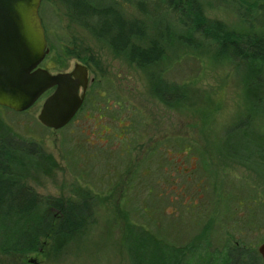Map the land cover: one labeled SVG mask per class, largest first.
<instances>
[{
    "label": "rangeland",
    "instance_id": "obj_1",
    "mask_svg": "<svg viewBox=\"0 0 264 264\" xmlns=\"http://www.w3.org/2000/svg\"><path fill=\"white\" fill-rule=\"evenodd\" d=\"M91 1L144 20L149 39L171 27L169 15H160L159 24L143 16L136 0ZM196 2L207 23L222 24L229 34L255 35L264 44V0ZM146 9L161 12L159 4L147 2ZM39 16L48 47L41 68L65 72L80 62L87 66L89 84L84 107L60 130L37 119L46 95L22 113L0 107V140L10 133L33 141L54 162L16 155L10 180L24 181L44 198L86 199L91 214L62 250H48L47 240L45 251L25 257L27 264H230L233 246L242 247L243 263L264 264L257 251L264 242V162L256 161L264 151L259 154L242 134L264 137V88L251 89L246 64L218 55L201 37L198 48L174 43L158 65L140 68L72 21L61 0H42ZM259 69L261 87L264 53ZM158 80L168 90L172 83L180 86L185 99L163 102L154 93ZM118 119L130 127L125 133L130 143ZM106 123L113 128L110 138L103 135ZM146 153L153 156L144 161ZM167 159L172 167L183 166L173 171L172 189ZM116 178L123 191L107 194ZM183 248L189 260L182 263ZM16 257L0 256V264H20Z\"/></svg>",
    "mask_w": 264,
    "mask_h": 264
},
{
    "label": "trees",
    "instance_id": "obj_2",
    "mask_svg": "<svg viewBox=\"0 0 264 264\" xmlns=\"http://www.w3.org/2000/svg\"><path fill=\"white\" fill-rule=\"evenodd\" d=\"M61 1L72 21L87 29L96 40L105 42L114 53L126 56L129 63L137 67L158 65L164 60L166 47L174 43L198 48L199 38L204 37L217 47L218 55L235 59L238 66L241 63L246 64V79L251 89L264 88V84L260 87L262 80L258 77L261 72L259 62L264 53L263 40L255 35L250 37L229 34L224 31L222 24L207 23L196 0H136L137 8L150 21L159 24L162 14L166 17L169 15L172 20L171 27L166 25L165 30L153 35L152 39L148 38V27L144 20L126 18L114 4L97 5L91 0ZM147 2L154 3L155 6L159 4L161 12L152 14L146 9ZM145 41H148L147 45H143ZM161 82L162 80L157 81L154 93L163 102L178 103L185 99L186 94L180 86L172 83L168 90L161 88ZM246 131L242 132L244 138L262 154L264 137ZM27 146L30 147L29 151ZM16 155H38L50 163L53 160L33 141L28 142L10 133L0 140V256L9 258L16 255L20 264H27L25 257L30 253L45 251L47 240L48 250L49 247L56 251L62 250L73 234L84 229L85 221L91 213L86 199L74 203L57 198H44L24 184V181L16 183L14 177L10 180L12 176L8 170L10 166H16ZM242 159L243 163L248 162ZM256 161L263 163L264 157L259 155ZM11 222L15 223L12 228L7 225ZM151 237V242H158L153 235ZM189 249L194 250L189 246L185 252ZM183 250L184 248L179 249L180 257ZM228 251L230 264H257L255 260H245L244 263L241 261L242 247L233 246ZM182 260L187 262L189 259L182 256Z\"/></svg>",
    "mask_w": 264,
    "mask_h": 264
},
{
    "label": "water",
    "instance_id": "obj_3",
    "mask_svg": "<svg viewBox=\"0 0 264 264\" xmlns=\"http://www.w3.org/2000/svg\"><path fill=\"white\" fill-rule=\"evenodd\" d=\"M40 2L0 0V106L23 112L53 89L44 99L37 119L44 127L58 130L81 106L87 73L78 63L70 72L58 73L39 66L48 52L38 13ZM257 251L264 261V242Z\"/></svg>",
    "mask_w": 264,
    "mask_h": 264
},
{
    "label": "flooded vegetation",
    "instance_id": "obj_4",
    "mask_svg": "<svg viewBox=\"0 0 264 264\" xmlns=\"http://www.w3.org/2000/svg\"><path fill=\"white\" fill-rule=\"evenodd\" d=\"M80 64V65H82V66H84L83 64H81L80 62H76V63H74V65L75 64ZM86 65V64H85ZM73 68V67H72ZM86 68V73H87V86H86V90L88 89L87 87H88V84H89V78H88V70H87V66L85 67ZM72 70V69H71ZM71 70H69V71H65V72H70ZM86 90H85V92H86ZM51 91L52 90H50L49 92H47L45 95L47 96L48 94H50L51 93ZM80 92V91H79ZM86 95V94H85ZM45 96V97H46ZM84 103H85V96H84V98H83V101H82V104H81V106L79 107V109H78V111L76 112V114H75V116L73 117V119L78 115V113L81 111V109L84 107ZM108 108V107H107ZM107 110H109V108L107 109ZM105 115V114H104ZM104 116L103 115H101V116H99V118L98 119H102ZM73 119L69 122V123H71L72 121H73ZM112 120H114L113 118H112ZM99 122V121H98ZM98 122H96V123H98ZM117 122H119L120 123V126L122 125V128H121V131H122V135H124V139L123 140H127L128 141V139L126 138V136H125V133H127V131L130 129V127H128L127 125V127L124 125V123L122 122V120H120V119H118L117 120ZM68 123V124H69ZM106 125V128H104L105 130L103 131V135L104 134H107V136H108V138H110L109 136H110V132L112 131V126H110V125H108L107 123L105 124ZM131 130V129H130ZM133 130V129H132ZM122 135H120L119 137H117L116 139L118 140V141H120V140H122ZM104 137H102L101 139H103ZM105 139V138H104ZM128 143H130L129 141H128ZM109 144H111V142H109ZM118 145H119V148L122 146V144H120V142L118 143ZM168 146H171V144H169L168 142H167V145H166V148H168ZM109 148L110 147H107V146H104L103 147V149L106 151V153L108 152V150H109ZM184 149L186 150L185 152H189V148H186V147H184ZM152 150V149H151ZM151 150H149L147 153H149ZM188 150V151H187ZM145 154V158H144V161H145V159H146V155H148V156H153V154ZM154 153H155V151H154ZM165 153H166V155H167V157H171L172 156V154H171V152H169V151H167V149H166V151H165ZM107 155H108V157H111L108 153H107ZM169 159V158H168ZM167 159V160H168ZM179 161V159L178 160H176V162H178ZM168 165H167V188L169 187V188H171L172 189V185H173V171H176V172H178L180 169H183V166L182 165H180V162L178 163V166L177 167H172V164H171V160H168ZM180 165V166H179ZM119 166H121L122 167V164L120 163L119 164ZM185 170V169H184ZM192 170V169H191ZM191 170H187L185 173H187V172H191ZM118 178H116L115 179V182L113 183V185H111L110 187L109 186H106L107 188H106V190H105V192H107V194H109L110 192H112L113 191V189L115 190V191H123V187H122V185L121 184H119L118 183V180H117Z\"/></svg>",
    "mask_w": 264,
    "mask_h": 264
}]
</instances>
